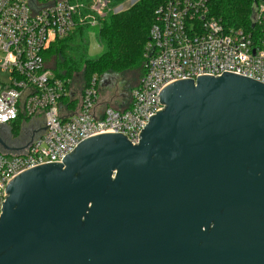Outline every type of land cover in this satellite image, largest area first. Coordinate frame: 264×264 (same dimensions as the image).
<instances>
[{"label": "water", "instance_id": "95a60500", "mask_svg": "<svg viewBox=\"0 0 264 264\" xmlns=\"http://www.w3.org/2000/svg\"><path fill=\"white\" fill-rule=\"evenodd\" d=\"M159 95L137 144L98 134L10 180L0 264H264V83L224 72Z\"/></svg>", "mask_w": 264, "mask_h": 264}, {"label": "built area", "instance_id": "2783aa9c", "mask_svg": "<svg viewBox=\"0 0 264 264\" xmlns=\"http://www.w3.org/2000/svg\"><path fill=\"white\" fill-rule=\"evenodd\" d=\"M113 1L0 0V70L10 73L9 84L0 82V139L5 144L20 140L23 130L12 128L19 119L22 128H37L26 147L0 149V218L7 186L17 174L64 161L98 134L120 132L137 144L150 116L164 108L159 94L168 84L224 72L264 83V42L256 46L251 33L227 28L211 14L209 0H160L145 73L125 105H100L98 74L83 91H72L46 65L45 52L80 27H100L115 9ZM263 13L261 8L260 18ZM69 96L77 100L76 107L66 101Z\"/></svg>", "mask_w": 264, "mask_h": 264}, {"label": "trees", "instance_id": "16d2710c", "mask_svg": "<svg viewBox=\"0 0 264 264\" xmlns=\"http://www.w3.org/2000/svg\"><path fill=\"white\" fill-rule=\"evenodd\" d=\"M255 1L258 0H209L211 14L220 18L227 28H242L252 34L254 44L264 42V16L252 28L251 15ZM160 0H114V10L101 21L100 41L104 46L102 54L93 59L89 56L84 42L60 39L45 52L46 65L56 72L58 77L67 81L72 91L74 78L81 74L83 91L93 75L104 78L108 74H120L126 70H139L145 73L146 46L150 40V29L154 11ZM85 27H80V33ZM78 92V90H77ZM66 101L74 107L77 100L67 97ZM14 133H19L21 120L12 125Z\"/></svg>", "mask_w": 264, "mask_h": 264}, {"label": "rangeland", "instance_id": "374dc122", "mask_svg": "<svg viewBox=\"0 0 264 264\" xmlns=\"http://www.w3.org/2000/svg\"><path fill=\"white\" fill-rule=\"evenodd\" d=\"M258 5L260 9L264 8V0H258ZM65 39L73 40L74 43L76 44H79L81 41H83L84 42L83 44H85L89 56L93 59L99 57L104 50V46L101 43L99 37V27L85 28L82 31V33H80V30L78 28L74 30V32H72ZM141 75H142L141 71L132 70V69L117 74L118 82L121 84V86L117 87L116 89L109 87L110 85L109 83H106V87L100 86L99 89L100 99L104 98L110 100L111 102H109V104L113 105L114 107L118 106L122 101L127 102L128 99H130V93L132 88L139 83L141 79ZM9 78H10L9 72L0 70V82H2L3 84H9L10 83ZM109 79L110 78L107 77L106 81L109 82ZM73 84L75 85L72 88L76 91L78 90V92L80 91V89L85 87L81 74L75 76Z\"/></svg>", "mask_w": 264, "mask_h": 264}, {"label": "flooded vegetation", "instance_id": "af4514ba", "mask_svg": "<svg viewBox=\"0 0 264 264\" xmlns=\"http://www.w3.org/2000/svg\"><path fill=\"white\" fill-rule=\"evenodd\" d=\"M107 77H109V82L106 81ZM107 77L104 78V83H109V87H112L113 89H116L117 87L121 86V84L118 82V76L117 74H110L107 75ZM40 129L44 128L43 126L39 127ZM22 133H21V138L20 140H14L11 139L9 142L6 143L7 146L9 147H18L23 144H27L29 140L34 136L35 130H37L36 127H27V128H22L21 127ZM34 133V134H33ZM3 145L0 144V149L2 150ZM10 150V149H9Z\"/></svg>", "mask_w": 264, "mask_h": 264}, {"label": "crops", "instance_id": "0c3cea01", "mask_svg": "<svg viewBox=\"0 0 264 264\" xmlns=\"http://www.w3.org/2000/svg\"><path fill=\"white\" fill-rule=\"evenodd\" d=\"M105 85H106V83H104ZM102 87H105L104 85H102ZM109 102H111L110 100H108V99H104V98H101L100 99V105L102 106V107H106V106H113V105H110L109 104ZM123 101L118 105V106H116V107H119V106H123ZM125 105V104H124Z\"/></svg>", "mask_w": 264, "mask_h": 264}]
</instances>
